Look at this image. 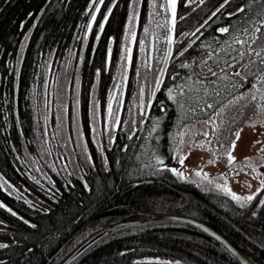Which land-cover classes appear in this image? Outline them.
Listing matches in <instances>:
<instances>
[{
	"label": "trees",
	"instance_id": "obj_1",
	"mask_svg": "<svg viewBox=\"0 0 264 264\" xmlns=\"http://www.w3.org/2000/svg\"><path fill=\"white\" fill-rule=\"evenodd\" d=\"M133 1L104 0L85 45L80 120L89 157L79 161L81 173L50 171L40 177L29 168L27 155L36 149L33 84L42 76L46 57L52 55L59 65L73 45L81 47L91 0H0V204L4 205L0 243L8 245L0 248L2 264H59L108 225L162 214L200 220L226 237L251 264H264V205L260 204L264 187L252 201L240 203L226 192L171 171L186 127L206 123L226 108L221 126L225 150L235 132L256 118L253 101L247 104L239 97L264 75V0H177L175 25L160 32L148 76L154 82L171 49L164 79L147 114L133 123L140 42L151 4L141 0L119 129L100 149L91 130V96L95 88L105 111ZM242 6L245 12L237 13ZM109 7L112 12L101 33L99 25ZM221 28L229 31L222 33ZM209 68L217 75H211ZM259 169L264 179V164ZM69 264L243 263L206 228L167 220L111 230Z\"/></svg>",
	"mask_w": 264,
	"mask_h": 264
},
{
	"label": "rangeland",
	"instance_id": "obj_2",
	"mask_svg": "<svg viewBox=\"0 0 264 264\" xmlns=\"http://www.w3.org/2000/svg\"><path fill=\"white\" fill-rule=\"evenodd\" d=\"M140 6L141 0L132 2L129 17L134 19L131 22L128 19L126 24L121 63L110 89L105 111L100 100L97 99L96 89L94 88L92 92L89 108L91 130L93 139L100 149L103 148L105 140L112 141L116 130L119 129ZM96 7L97 5L91 0L88 9L91 13L90 20L81 47L78 44L73 45L59 65L54 64L52 55L46 57L42 76L33 84L30 102L35 119L36 149L35 152L27 155L29 168L40 177H47L50 171L80 174L82 169L79 161L89 157L88 140L85 138L80 120V66L86 42L92 31V29L88 30V25L91 23L93 28L95 21H92V16L98 14L95 11ZM149 11V23L145 28L147 32L145 31V37L140 42L142 48L140 85L132 106L133 123L147 114L161 72L159 68L154 82L148 81L149 70L155 63V47L162 29L171 28L173 24L172 9L168 5V0H151ZM30 35L31 31L24 37L19 62L31 38ZM262 80L264 75L252 89L241 95L245 97L242 101L247 104L252 101L251 95H256L253 109L257 116L237 131L241 133V138L236 142L237 147L233 152L235 162L229 164L226 154L229 148L224 150L221 126L224 124L223 115L226 108H221L219 116L215 114L208 122L192 124L183 131L171 163L177 175L226 193L228 192L223 188L227 187L242 198L254 196L261 189L259 167L264 164V152L260 151L264 148V115H261L257 109L264 106ZM109 102L112 104L111 116L108 115ZM257 140L261 143H256ZM200 144H204L205 147H199ZM182 157H185L183 164L180 163ZM209 161L213 162L209 163ZM217 185L222 187L218 188ZM239 202L244 203L246 200L241 199Z\"/></svg>",
	"mask_w": 264,
	"mask_h": 264
},
{
	"label": "snow or ice",
	"instance_id": "obj_3",
	"mask_svg": "<svg viewBox=\"0 0 264 264\" xmlns=\"http://www.w3.org/2000/svg\"><path fill=\"white\" fill-rule=\"evenodd\" d=\"M176 2H177V0H168V5H169V7L172 9V15H173V26L175 25ZM228 2H229V0H225V3H228ZM92 3L97 5V7L95 8V11H96V12H99V11H100L99 5L104 4V0H92ZM114 6H115V5H113V7H114ZM223 7H224V5L222 4V5H221V8H223ZM217 11H219V9H218ZM111 12H112V7H109V8H108V12H107V13L105 14V16H104V20H103V22H101L100 25H99V31H100L101 33L104 31V25L107 23L108 18H109V16L111 15ZM243 12H245V6H242V7H240V8L237 9V13H243ZM214 15H215V13H214ZM133 19H134V17H129V22H131ZM181 19H183V17H182ZM95 20H96V16L93 15V16H92V21H95ZM91 29H92V24L90 23V24L88 25V30L91 31ZM145 31L147 32V29H145ZM220 31H221L222 33H225V32H228L229 29H228V28H221ZM244 31L247 32L248 29H244ZM255 31H256V32H260L261 29H260L259 27H257V28L255 29ZM133 38H134V37H133ZM96 39L99 40V36H97ZM245 42H246V41H245ZM255 42H256V41L253 40V43H255ZM169 43H171V40H169ZM242 43H243V42H242ZM261 49L264 50V45H261ZM254 51H255V50H254ZM108 53H109V57H110V56H111V49L108 50ZM181 55H183V53H181ZM243 55H244V53H241V56H243ZM255 55L258 56V57L261 56V51H255ZM129 60H130V57H129ZM181 67H188V65H186V64H182ZM209 72H210L211 75H213V76H216V75H217V73L214 72V71H212L211 68H209ZM235 75H236V76H240V72H236ZM173 79H175V77H173ZM262 83H264V80H262ZM171 92H172V90H169V95H170V96H171ZM244 98H245V97H243V96H242V97H239V99H244ZM173 99H174V97H173ZM256 99H257L256 95H254V94L251 95V100H252V101H255ZM235 102H236V101H230V103H235ZM206 106H207L208 108H212V107H213L212 104H207ZM222 111H223V110H221V112H222ZM257 111H258L261 115H264V106H260V107L257 109ZM220 114H221L220 112L217 113L218 116H219ZM108 115H109V116L112 115V104H111V102H109V104H108ZM117 123H118V121H117ZM205 135H207V134L205 133ZM234 136H235V139L229 141V150H227V153H226V154H227V159H228V162H229L230 165L233 164V163L235 162V159H236V158H235V156L233 155V152L235 151V149H236V147H237V143H236V142H237L238 140H240V138H241V133H240V132H235ZM129 138H131V137H129ZM210 143H211V142L209 141V144H210ZM256 143H261V141L257 140ZM222 146H223V145H222ZM199 147H202V148H203V147H205V145H204V144H200ZM260 151H261V152H264V148H261ZM184 159H185V157H182V158L180 159V163H181V164L184 163ZM212 162H213V161H209V163H212ZM158 163L163 164V160H159V159H158ZM248 167H251V165H248ZM171 171L176 172V169H171ZM253 171H255V169H253ZM199 174H200V173H197V175H199ZM261 186L264 187V179H261ZM217 187L220 188V187H222V186H221V185H217ZM223 190H224V191H227V192L232 196V198H233L234 200H237V201H240L241 199L246 200V201H252V200L254 199V196H252V195H249V196H247V197H243V198L240 197V196H237L234 192H231V190L228 189L227 187H224ZM260 204H261V205H264V200H261V201H260ZM242 206H243V205H242ZM3 207H4V205H3V204H0V208H3ZM8 211L11 212V209H8ZM12 215L15 216L16 213H15V212H12ZM25 223H27V221H25ZM32 227H35V225H32ZM6 247H8L7 244L0 243V248H6ZM0 264H2V262H0Z\"/></svg>",
	"mask_w": 264,
	"mask_h": 264
},
{
	"label": "water",
	"instance_id": "obj_4",
	"mask_svg": "<svg viewBox=\"0 0 264 264\" xmlns=\"http://www.w3.org/2000/svg\"><path fill=\"white\" fill-rule=\"evenodd\" d=\"M171 49L168 50L167 56L165 58L163 67L161 69L160 75H159V79L157 82V86L154 92V95L157 94L159 87L164 79L165 76V72H166V68L168 65V61L170 58V52ZM167 220H180V221H186V222H190V223H194L197 224L199 226H202L204 228H206L208 231H211V233H213L216 237H218L220 240H222V242L231 250L233 251V253L238 257V259L243 263V264H251L248 259L226 238L224 237L222 234H220L219 232H217L216 230H213L212 227H210L209 225L201 222L200 220L191 218V217H186V216H181V215H174V214H162V215H156V216H151V217H147L144 219H136L135 220H127V221H122V222H118L115 224H111L108 225L102 229H100L99 231L95 232L93 235H91L88 239H86L82 244H80L79 246H77L76 249H74L67 257H64L63 260L59 263V264H69L75 257H77L84 249H86L89 245H91L92 243H94L95 241H97L99 238H101L103 235H105L107 232L117 229V228H121V227H125L126 226H130V225H145L146 223H155V222H160V221H167Z\"/></svg>",
	"mask_w": 264,
	"mask_h": 264
}]
</instances>
